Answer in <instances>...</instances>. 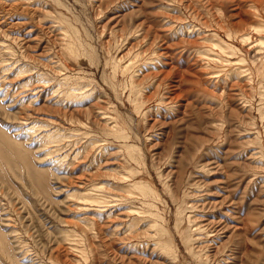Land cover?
Here are the masks:
<instances>
[{
    "label": "rangeland",
    "instance_id": "obj_1",
    "mask_svg": "<svg viewBox=\"0 0 264 264\" xmlns=\"http://www.w3.org/2000/svg\"><path fill=\"white\" fill-rule=\"evenodd\" d=\"M0 264H264V0H0Z\"/></svg>",
    "mask_w": 264,
    "mask_h": 264
},
{
    "label": "bare ground",
    "instance_id": "obj_2",
    "mask_svg": "<svg viewBox=\"0 0 264 264\" xmlns=\"http://www.w3.org/2000/svg\"><path fill=\"white\" fill-rule=\"evenodd\" d=\"M55 136V135H54Z\"/></svg>",
    "mask_w": 264,
    "mask_h": 264
}]
</instances>
